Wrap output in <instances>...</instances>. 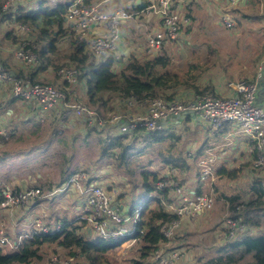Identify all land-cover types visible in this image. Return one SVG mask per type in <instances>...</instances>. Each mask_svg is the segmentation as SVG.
<instances>
[{
	"label": "built area",
	"instance_id": "obj_1",
	"mask_svg": "<svg viewBox=\"0 0 264 264\" xmlns=\"http://www.w3.org/2000/svg\"><path fill=\"white\" fill-rule=\"evenodd\" d=\"M136 5V0H132ZM262 3L263 0H258ZM231 7L238 5L240 0H228ZM32 4L31 0H2V11L10 13L19 10L24 5ZM35 3V0H34ZM152 14L158 18L160 24L158 28L149 30L145 38V48H141L134 38V26L141 15ZM261 16L264 19V4L261 5ZM68 21L73 24L75 36L79 40H90V51L97 60L108 56H114L117 60L122 59L118 53V47L136 53L145 58H151L161 54L163 49L173 43L181 44L182 39L190 26V18L183 13L182 0H151L141 11H128L116 7V0H92L89 5H85L83 0H75L70 6L67 15ZM130 22L131 25H128ZM264 22V21H263ZM223 25L229 29L237 27L236 17L226 14L222 18ZM94 27H102V35L90 37V31ZM19 31H27V26L18 25ZM28 34V32H27ZM126 42V46L123 43ZM117 52V53H116ZM15 60L19 65L34 67L37 66L41 56L28 40H23L15 52ZM264 60L261 64L259 75L254 82L241 81L238 83H228L231 96L221 97L213 93L195 95L191 92H182L172 101L164 98H157L146 101L147 112L144 115L124 117L113 112L105 115L99 114L96 110L87 105L74 102L71 99V88L78 84V70L74 67H63L58 70V75L64 81V88H59L51 84H34L18 77L17 74L7 70L0 65V98L5 92H9L11 98L24 102L33 103L42 112L54 113L59 111L64 118H75L81 120L90 128L105 130L114 126L122 134L133 133L144 130L154 133L164 129L163 123L172 115L188 113L199 123L207 124L211 135L214 137L223 131L225 126H229L231 131L227 133L225 141L228 146L235 138L244 139L251 154V163L254 170L264 171V106L259 103L261 90L262 71ZM184 93V94H183ZM15 130L0 123V143L8 141ZM217 149L210 148L199 162L201 169L200 183L212 186L218 179L215 165L218 162ZM172 170V169H171ZM174 174L171 171L167 174V179L160 181L156 189L163 191L169 188L172 194L171 201L162 199L168 213L177 218L161 227V232L165 238L154 251L149 264H196L193 258L187 257L185 251L175 246L176 235L182 229L184 223H193L200 215L211 211L214 207V196L211 192L192 194L187 188L178 182L171 181L169 176ZM74 193L82 199L79 207L81 212L76 217V225L84 224V231L89 232L93 237L103 240L122 242L128 247L134 244L133 238L139 217V212L135 213L132 227L125 226L131 220L123 212L119 202L117 189H108L102 179L94 176L87 170H75L70 177L58 187L56 194ZM160 198L157 194L148 198ZM48 198L40 188H27L9 194L1 202L4 207H25L30 208L34 203ZM41 207L44 204L40 203ZM239 206L237 209L240 210ZM37 210L39 208L37 207ZM32 213L26 215L29 229L21 225V231L16 238H10L5 234L0 235V249H12L15 252L21 249L24 240L31 239L36 235L59 233L63 227V221H56L49 225L47 214L43 211L32 209ZM188 221V222H187ZM27 222V221H26ZM225 238L235 241L247 235H256L253 228L247 227L240 213L226 219L222 225ZM48 264H83L70 257L54 255Z\"/></svg>",
	"mask_w": 264,
	"mask_h": 264
},
{
	"label": "rangeland",
	"instance_id": "obj_2",
	"mask_svg": "<svg viewBox=\"0 0 264 264\" xmlns=\"http://www.w3.org/2000/svg\"><path fill=\"white\" fill-rule=\"evenodd\" d=\"M41 1L43 0H35L34 3V0H31L32 4L24 5L22 8L28 11ZM67 1L71 0H47L46 2L50 5H56ZM133 5L132 0H116V7L120 9L132 11L134 10ZM1 6L2 0H0V11L2 9ZM17 12L18 10H15L10 14L15 18ZM1 13L5 12L1 11ZM0 16H2L0 17V37L6 38L8 33L11 34V37L7 39L9 42L0 40V45L3 48H10L9 54L14 55L15 50L22 46L23 40L29 38V34H27L29 30L19 31L17 29L18 25H13L9 20H4L3 15ZM204 19L195 29L193 26V28L187 30L181 46L177 47V43L168 46L170 48V51H168L169 55L173 60L172 71L185 73L189 64L198 65L200 71L205 69L201 79L202 88L209 85L213 87L218 84L228 90L229 82L247 81V74L252 78L258 70V65L261 61L259 58L264 52V32H262L263 37L261 39H257V42L253 43L251 47L248 45L243 50L240 46L243 44L244 33L237 37V35L228 32L224 28H217L208 22L206 23ZM140 32L134 30L133 35L135 41L144 49L146 44L145 41L143 42V38L141 41L139 40L141 38ZM14 37L18 39V43L14 42ZM186 40L189 42L187 45L185 44ZM11 43L15 45L12 46L10 45ZM60 48L67 50L68 44L62 42ZM59 64L61 65V63ZM57 76H59L58 69L55 68L54 71L45 73V77L41 81L44 84L47 82H49L47 84L52 83L51 85L54 84L53 86L57 85V87L63 86V79ZM78 86L80 85L77 84L71 88V99L74 102L84 104V96L86 94L84 96L74 94L73 89ZM61 88H64V86ZM220 96L226 97L227 95ZM133 102L135 101H128L127 104L130 105ZM114 104L115 109L110 111L124 117V112L118 107L119 101H115ZM59 113V111L48 113L42 116L40 121H27L25 119L23 123V119L19 121L18 125H14L12 122L8 123V121L7 123L6 121L4 122V118L0 120L3 125L15 130V134L8 141L0 143V200L3 201L9 194H13L14 191L33 187L40 188L48 196V198L41 200L44 207L39 206L41 201L34 203L30 208L4 207L1 205L2 201H0V233H6L7 236L14 239L18 232L21 231V225H24L25 229H29L30 226L25 224L28 223L25 217L32 213L33 208L36 211H43L47 214L48 224H54L58 218L75 217L78 214L77 211H79V208H77V211L75 209L76 194L73 193L71 195L70 193L63 194L60 192L56 194V192L63 177H68L75 170L82 169L92 172L94 176L102 179L108 189H117L120 195L119 198L124 200L123 204L127 206L126 209H123V212L131 217V220L126 222L125 226L132 227L136 221L135 213L140 211L144 201L138 198L140 188L133 190L132 180L125 170L122 169V172L116 170L114 167L116 162L112 157L103 158L101 156L104 139L112 136L110 129L106 128L100 134L93 133L81 120L74 119V122H71L72 118H64ZM102 115H105V113H102ZM130 115L133 116V113ZM201 128V125L191 124L184 125L180 129H173L175 131L173 133L180 138L179 141L173 143L175 144L174 147L171 146L170 140L162 146V149L173 153L174 156L183 153L188 160L191 159L189 162H191V168L194 173L198 169L197 160H194L195 154L199 157L198 150L201 149L202 144H205L203 142L205 134L202 130L203 128ZM191 143H193V147H189L192 146ZM168 147H172L171 151L167 149ZM188 147L190 148L188 149L189 151L187 150ZM189 153H191V157L188 156ZM219 155H222V153ZM143 158L145 157L130 161V170L134 171L136 179L139 178L140 172L138 163L140 164L141 161L145 162ZM159 162L157 159L153 165L160 168ZM229 168V170L237 172L238 177L231 181L226 178L218 179V182L217 180L215 181L217 185H215L216 191L213 194L214 207L211 211L203 213L196 219L199 221L200 226L188 235L183 236L181 233L186 228L176 235L175 246L181 245L178 248L193 256L196 264H203L209 259L220 255L219 250L225 246L224 244L227 240L224 236V231H222L224 221L234 216L235 213L242 215L245 205L252 199L249 191L250 184L254 178H264L260 174L261 172H258L259 170H254L253 166H251L252 171L255 172L253 176L247 174L244 169L240 170V166ZM210 190V187L206 186L203 193H209L211 192ZM224 196H240V200L231 205L223 199ZM241 205V209L238 210L237 208ZM37 207L39 210H37ZM256 213L257 216L261 215V212L257 211ZM260 219L264 223V217ZM254 229L256 230L257 227ZM215 234L217 235L215 236ZM138 248V243L128 247L118 246L114 248L115 251H109L106 257L114 264H131V261L138 257ZM1 250L3 252L14 251L11 248H1ZM42 254V259L35 260L31 264H48L50 258L54 255H61L62 257L67 255L66 252L57 249L56 246L48 245L43 248ZM203 258L204 261H201ZM76 260L85 264L81 259ZM242 262H253L252 256L247 255Z\"/></svg>",
	"mask_w": 264,
	"mask_h": 264
},
{
	"label": "trees",
	"instance_id": "obj_3",
	"mask_svg": "<svg viewBox=\"0 0 264 264\" xmlns=\"http://www.w3.org/2000/svg\"><path fill=\"white\" fill-rule=\"evenodd\" d=\"M46 1H41L28 11L20 8L15 18L9 13H1L2 9L0 15L4 16V20L7 19L16 25L21 24L29 28V38H26V40L35 47L41 56L39 66L37 65V69L34 70L35 73L48 66L55 67L58 70L63 67H74L79 73L78 84H84L86 88L84 104L96 110L99 114L113 111L115 101L122 102L128 108L129 105L126 104L128 101H135L137 104L143 105L146 101L157 98L172 101L181 94V91L191 92L195 95L206 93L216 95L211 85L205 88L201 86L205 69L200 71L198 65L189 64L185 73L174 72L171 69L172 57L166 50L151 58H145L131 52L127 57L123 56L120 60H117L114 56H108L99 61L96 60L89 50L90 42L79 40L75 36L73 28L68 25L67 15L75 0L60 2L56 5H50ZM91 1L83 0V3L89 5ZM145 7V4L133 5L135 11H141ZM253 19L259 21L260 30L262 31L264 27L263 17L256 12ZM7 36L11 37V34L8 33ZM13 40L18 43L17 38L14 37ZM63 41L68 43L67 50L60 49ZM262 54L259 60L263 58L264 52ZM35 73H29L28 75L17 73V75L30 83L44 84L40 80H35ZM254 81L256 80L245 82ZM191 118L193 117L188 116L186 121H190ZM91 131L100 134L102 129L92 128ZM173 132L175 131L164 129L154 133L144 130L127 134L117 132L112 134L111 137L109 136L110 138H105L104 145L101 148L103 158L112 157L115 160L116 166L114 167L116 170H125L132 180L133 190L140 188L138 198L144 201L139 211L133 237L136 243L139 244L138 257L133 259L131 264H149L156 248L165 241L161 227L177 218V216L168 213L162 202V199L167 202L171 201L170 189L167 187L160 192L156 189L157 184L162 180H166L167 176L161 175L158 170L159 167L153 165L155 160L158 159L160 168L166 171H169L168 166L173 167L176 173L172 176L168 175V178L171 181L180 183L185 188L187 186L186 179L189 177H192V180L196 181L197 184L200 182L201 169L199 162L204 156L203 153H200L201 151H199V157L196 154L194 157V160H197L198 168L197 172L194 173L186 155L181 153L174 156L173 153L162 149L163 144L169 140L172 147L175 146L174 142L179 141L180 138ZM172 147L167 149L171 151ZM143 156L145 162L138 163L140 172L139 178L136 179L135 173L130 170L129 164L132 159H142ZM229 169L226 166L218 169V179L235 180L238 173ZM258 172H261L260 174L264 176V171ZM253 175H255V172ZM69 177L70 175L63 177L60 185ZM262 179L264 178L253 179L249 190L252 199L245 205L243 212L241 211V216L247 227L253 229L257 227L255 230L256 235H247L235 241L226 240L225 246L219 250L220 255L209 259L203 264H264V223L260 219L264 217V180ZM217 182L209 186L213 194L216 191L215 185H217ZM201 193V189L197 191V194ZM155 194H158L160 198L155 196L148 198ZM223 199L234 205L236 201L240 200V196H224ZM257 211L261 212L260 216L256 215ZM59 220L63 221V227L59 233L36 235L31 239H26L21 245V249L16 252H3L0 249V264H31L35 260L42 259L43 248L47 245L56 246L57 249L67 253L66 257L81 259L85 264H114L106 257V254L120 246L121 241L95 238L89 232L84 231V224L76 225L73 220L67 217L58 218L55 222ZM222 231H224L223 228ZM247 255L252 256L253 262H242Z\"/></svg>",
	"mask_w": 264,
	"mask_h": 264
},
{
	"label": "crops",
	"instance_id": "obj_4",
	"mask_svg": "<svg viewBox=\"0 0 264 264\" xmlns=\"http://www.w3.org/2000/svg\"><path fill=\"white\" fill-rule=\"evenodd\" d=\"M151 0H136L137 5L140 4H145L147 5L148 2ZM183 1V13H185L191 20L189 29L193 28L194 29L200 25V23L204 21L211 25H214L217 28H224L230 33H234V35L241 36L243 33L245 34V37L243 38V44L240 46L245 50V48L250 45L252 46L253 43L257 42V39H261L263 37L262 32L264 30L261 29V25L258 20H254L253 17L255 16V13L258 12L259 16H261V5L262 3L264 4V0L262 3L258 0H240L237 6L231 7L229 5L228 0H182ZM11 13V12H10ZM9 13V14H10ZM233 15L236 17L237 20V27L235 29L229 30L227 29L223 23H222V18L226 15ZM2 17V16H0ZM68 25L73 28V24H71L68 19H67ZM12 23V22H11ZM132 22H130L128 25H131ZM264 23V22H263ZM14 25V23H12ZM159 20L152 14L150 15H141L138 19L137 22L134 26L136 31H141L140 35L141 39L143 38V42L145 41V36L149 32V30L158 28L159 27ZM103 34V28L102 27H94L90 31V37L94 35H102ZM189 36V35H188ZM9 37L7 36L6 38H1L0 40L4 42H9L7 41ZM137 38V36H136ZM90 40V38H89ZM66 42V41H63ZM186 42V43H185ZM184 43L187 45L189 42L186 40ZM67 43V42H66ZM62 44V43H61ZM68 44V43H67ZM10 45L14 46V43H11ZM124 46H126V42L123 43ZM182 44L177 45L181 46ZM249 47V49H251ZM10 48L6 47L3 48L2 45H0V65H2L4 68L7 70H10L11 72L15 74H21L24 73V75H28L29 73H35L34 70L37 69V66L28 67V66H22L17 63V61L14 58V55L9 54ZM61 49V48H60ZM170 51V48L165 47L163 50ZM63 50V49H61ZM90 50V49H89ZM91 52V51H90ZM118 54L121 55V57H127L129 50L123 49V47H118ZM163 52V51H162ZM117 53V52H116ZM264 60V56L261 59L259 65H258V70L253 75L252 78H250V75L247 74V80H257L259 71L261 68V64ZM39 66V65H38ZM40 68V67H39ZM49 71H54V68L51 66H48L47 68H42L41 70L37 71L34 74L35 80H42L45 77V73ZM261 72V71H260ZM58 77V76H57ZM261 82V90H260V95H259V103L264 106V67L262 71V77L259 80ZM43 82V81H42ZM49 83V82H47ZM52 84V83H50ZM54 85V84H53ZM216 85V86H215ZM213 86V89L215 90L217 95H233L234 93L226 89V87H222L221 85L215 84ZM57 86V85H55ZM59 88L63 86H58ZM75 95H80L84 96L86 94V88L84 84H81L80 86L76 87L73 89ZM181 92H186V91H181ZM76 97V96H75ZM85 97V96H84ZM127 104V103H126ZM129 105V104H127ZM118 107L122 109L124 112V121L128 119V117L137 116V115H144L147 112V105L143 104H137L136 102H133L129 105V107L125 110L126 106L122 103L119 102ZM135 113V114H134ZM48 113L42 112L38 107H36L33 103L29 102H24L21 100H16L11 98L10 93L7 91L5 92L1 98H0V120L4 118V122L8 121L12 122L14 125H18L19 121H22L23 123L25 122V119L28 120H35V121H40L41 117L46 115ZM188 116H192L188 114L184 118H176V119H168L166 122L163 123L164 125V130H170L174 131L173 129H180L184 125H191V124H196V125H201L202 130L205 134L204 141L205 144H202L201 149L198 150L201 151L205 155L206 151L210 148H219L217 149V154H218V162L215 165L216 172H218V169H220L222 166L226 167H232L235 168L236 166H240V170L244 169L247 171V174L250 176H253L254 172L252 171V163H251V154L249 152V146L247 142L244 139L240 138H235L233 142L228 146L227 142L225 141V137L227 136V133L231 131V128L227 125L223 129L222 132H220L218 135H215L214 137L211 135L207 124H202L199 123L193 116L190 121H186ZM34 118V119H33ZM72 118V117H71ZM75 118L71 119V122H74ZM14 121V122H13ZM26 121V122H27ZM1 123V122H0ZM89 130L92 128L88 127ZM118 132V128H115L114 126L110 127V133L115 134ZM193 147V143H191ZM206 146V147H205ZM209 146V148H208ZM187 148L190 149V148ZM206 148H208L206 150ZM189 151V150H188ZM222 153V155H219ZM189 157H191V153L188 154ZM191 161V159L189 160ZM191 163V162H190ZM189 163V164H190ZM169 171H166L165 169L159 168V172L161 175H167L171 171L174 172L173 175H175L176 171L173 167L168 166ZM242 167V168H241ZM172 169V170H171ZM192 177H189L186 179V188L192 194H197V191L201 189L202 193L205 189L206 184H201L200 182L197 184L196 181L192 180ZM122 199L119 198V202L123 204ZM82 199L76 195V203H75V209L77 211V208H79L82 205ZM121 208H127L125 204L121 206ZM77 215L73 218H70L71 220H75L78 215L81 214L80 210L77 211ZM26 218V217H25ZM27 220V218L25 219ZM188 222V221H187ZM200 226V223L198 220L196 222L191 223H184L182 225V229L186 228L184 231L182 229L179 231L182 233L183 236L188 235L189 233L193 232L195 228H198ZM19 233V232H18ZM217 234H215L216 236ZM136 243V242H135ZM134 243V244H135ZM133 244H130L128 246H131ZM181 246V245H179ZM178 246V247H179ZM122 247H126L122 245ZM110 251H115L110 250ZM187 257H190L191 255L186 254ZM193 258V256H191ZM190 257V258H191ZM201 261H204V258L201 259Z\"/></svg>",
	"mask_w": 264,
	"mask_h": 264
},
{
	"label": "water",
	"instance_id": "obj_5",
	"mask_svg": "<svg viewBox=\"0 0 264 264\" xmlns=\"http://www.w3.org/2000/svg\"><path fill=\"white\" fill-rule=\"evenodd\" d=\"M122 46V45H121ZM120 46V47H121ZM188 115V113L186 112V113H182V114H180V115H172V116H170L169 117V119H176V118H184L185 116H187Z\"/></svg>",
	"mask_w": 264,
	"mask_h": 264
}]
</instances>
